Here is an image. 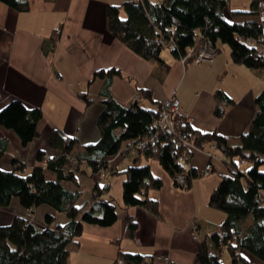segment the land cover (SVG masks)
Returning <instances> with one entry per match:
<instances>
[{"label":"trees","instance_id":"16d2710c","mask_svg":"<svg viewBox=\"0 0 264 264\" xmlns=\"http://www.w3.org/2000/svg\"><path fill=\"white\" fill-rule=\"evenodd\" d=\"M0 1L19 11L29 8L26 0ZM230 1L123 0L120 4L106 5L105 25L134 54L160 62L161 50L169 45H173L172 55L180 59L190 54L191 61L205 42L216 48L219 41L227 44L233 63L258 70L264 78V0H247L243 8L231 7ZM58 37V30L53 31L42 48L46 52L51 50ZM116 75H120L119 69L106 67L95 69L88 80L89 83L96 77L103 80L98 89L103 108L96 119L101 136L96 142L85 143L79 149L76 136L52 127L48 143L58 152H37L36 160L42 164L29 169L14 157L10 169L0 167V206H8L11 198L16 197L28 212L47 204L65 214V220L59 222L46 213L43 226L33 224L26 215H14L9 223L0 225V264H67L68 245L81 235L84 224L114 223L116 203L111 195L103 197L109 185L100 178L102 172L123 173V207L139 205L159 216L158 203L147 197V191L160 188L162 180L152 175L150 166L139 161L155 158L174 185L178 186L176 176L183 174L186 179L182 186L188 187L198 174L193 167L182 164L184 159L190 162L193 154L179 141L185 131L194 146L202 148L214 142L230 158L229 174L221 176L208 199V206L223 211L225 218L218 231L200 241L192 264H225L220 259L222 248L228 251L232 264H252L241 251L264 262V88L254 99L256 110L247 130L240 134L239 147L231 148L217 131L193 129L184 117L173 116L169 124L159 125L160 105L154 110L140 104L142 97L152 100L150 89L139 87L141 98L130 104L117 101L110 91ZM216 95L223 101H231L219 89ZM81 97L87 105L93 101L85 92ZM215 111L220 115L222 108ZM44 121L41 108L28 105L19 97L0 108V124L13 129L23 145L39 135ZM144 141L146 145L139 148ZM5 144L6 140L0 139V155ZM119 155L132 159L120 171L109 163L111 157ZM240 163H245L243 169H239ZM87 169L99 180L95 179L91 186L88 200L79 202L82 191L68 184L76 185L77 175ZM123 221V235L133 238L137 222L128 215ZM117 255L118 262L125 264H153L150 254L118 250Z\"/></svg>","mask_w":264,"mask_h":264},{"label":"crops","instance_id":"0c3cea01","mask_svg":"<svg viewBox=\"0 0 264 264\" xmlns=\"http://www.w3.org/2000/svg\"><path fill=\"white\" fill-rule=\"evenodd\" d=\"M26 1L29 8L25 11L0 1V108L19 97L26 104L41 108L45 121L39 135L26 145L13 129L0 124V139L6 140L5 151L0 155L1 168L10 169L14 157L29 169L42 164L36 160L37 152H58L48 143L52 127L76 136L79 149L85 143L96 142L101 136L96 119L103 108L98 97L103 80H88L95 69L106 67L120 71L110 86L117 101L130 104L139 87L150 89L154 102L142 97L140 104L156 110L175 91L193 129L217 131L228 146L239 147L240 134L247 130L256 110L254 99L264 88V78L258 70L233 63L228 46L216 45V55L210 62L182 61L170 49L169 53L160 52L162 62L146 60L112 36L105 25L106 5L123 0ZM234 3L236 8H243L248 1ZM225 16L228 18V14ZM55 30L59 39L46 52L42 45ZM218 89L231 101L219 99ZM83 92L93 100L89 105L81 97ZM217 107L222 108L220 115L216 114ZM203 149L190 148L193 154L189 164L198 175L186 188L174 185L155 158L139 161L150 166L152 175L162 180L160 188L147 191V197L158 203L159 216L139 205L123 207V173L109 175L108 179L100 177L109 185L103 197L111 195L117 201V219L110 226L84 224L81 235L68 245L67 264H125L118 262V250L153 255V264H192L200 241L218 231L225 218L223 211L208 206V199L221 176L230 171V158L223 151L218 147L211 149L208 144ZM208 160L212 164L210 172L200 174ZM131 162L120 155L109 159L110 166L119 171ZM244 167L245 163H240L239 169ZM95 179L99 180L87 169L77 175L76 185H68L80 188L81 183L82 193H91ZM46 213L55 218L62 214L47 204L28 212L12 197L8 206H0V225L9 223L14 215H26L33 224L43 226ZM126 215L137 222L133 238L122 232ZM193 223L197 225L198 237L192 234ZM115 239L119 241L114 242ZM240 253L252 264H264L246 251Z\"/></svg>","mask_w":264,"mask_h":264},{"label":"built area","instance_id":"2783aa9c","mask_svg":"<svg viewBox=\"0 0 264 264\" xmlns=\"http://www.w3.org/2000/svg\"><path fill=\"white\" fill-rule=\"evenodd\" d=\"M131 2H137L138 0H130ZM160 41V40H159ZM173 45H169V48H167L168 50L172 49ZM216 48L211 45L209 42H205L204 45L201 47V49L196 53L197 55L194 56L191 61L194 62H202V61H206V62H210L214 55L216 54ZM185 55L183 57H181L180 59L182 61H189V56ZM141 98V95L138 93L135 94L134 98L132 101H138ZM176 116L178 118H185L186 120H188L187 115L185 114L184 110L181 109L180 107V100L177 98V96L175 95V91H172L171 95L167 98H164L161 101L160 104V109H159V125L161 124H169L172 120V117ZM190 135L187 131L183 132L180 134L179 136V141L185 143V145L190 149V148H195L196 146L193 145V143L191 142V140L189 139ZM144 142H140V144L138 145V147H143L146 145ZM210 148H216V144L214 142L210 143ZM208 156L211 157L212 153L210 151H208ZM185 158V157H184ZM182 164H184V166H190L189 162L184 159ZM212 168V164L209 162V160L206 162L205 166L203 167L202 171L200 172V174L203 175H207V173L210 172ZM110 173H104L102 172L100 174V177H102L103 179H108ZM185 179H186V175L183 174H179L176 176L175 180L177 185L182 186L185 183ZM192 234L197 237V225L196 223L192 224ZM119 262H121L119 260Z\"/></svg>","mask_w":264,"mask_h":264},{"label":"rangeland","instance_id":"374dc122","mask_svg":"<svg viewBox=\"0 0 264 264\" xmlns=\"http://www.w3.org/2000/svg\"><path fill=\"white\" fill-rule=\"evenodd\" d=\"M240 1H241V0H240ZM230 3H231V7H232L233 5H235V4H237V3H234V0H231ZM122 15H124V14L122 13ZM223 45L227 46V44L217 41V46H219V47L222 48ZM162 51H164L163 53H169V50H168L167 48L162 49L161 52H162ZM215 55H216V54H215ZM215 55H214V56H215ZM204 62H206V61H204ZM136 93H137V94H138V93L140 94L139 91L136 92ZM136 93H135V94H136ZM135 94H134V96H135ZM140 95H141V94H140ZM134 96H133V98H134ZM133 98H132V99H133ZM210 143H211V142H209V143H207V144L210 145ZM197 148L200 149L199 147H197ZM201 150H204L203 147L201 148ZM207 152H208V151H207ZM79 185H80V188L84 189L83 186H81V183H80ZM178 186H179V185H178ZM179 187L183 188V186H179ZM113 189H114V186H113ZM115 191H116V190L114 189V192H115ZM88 196H90V192H89V190H87V191L84 192V193H81L80 198H79V202H80V201H84V199H86V198H89ZM87 200H88V199H87ZM113 200H114L115 203L117 204V201H116L115 199H113ZM64 215H65V214L62 213L61 216H60V218H56V219H57L56 221H59V220H61V219H64V218H65ZM61 221H62V220H61ZM197 233H198V230H197ZM197 237H198V234H197ZM220 259H221V261H223V263H225V264H232V261L230 260V256H229V254H228V251H227L225 248H222V253H221ZM255 259H258V258H255ZM258 261H260L261 263H264L261 259H258Z\"/></svg>","mask_w":264,"mask_h":264}]
</instances>
